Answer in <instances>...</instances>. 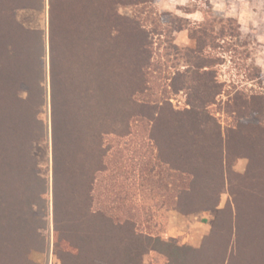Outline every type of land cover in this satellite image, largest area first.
Here are the masks:
<instances>
[{
    "label": "trees",
    "instance_id": "trees-1",
    "mask_svg": "<svg viewBox=\"0 0 264 264\" xmlns=\"http://www.w3.org/2000/svg\"><path fill=\"white\" fill-rule=\"evenodd\" d=\"M155 3L0 0V264H49V190L60 264H146L150 253L165 264H264V91L233 85L217 100L226 84L216 67L226 61L216 41L240 28L204 13L188 29ZM124 6L142 8L149 23L122 16ZM19 10H47V31L26 27ZM185 29L192 46L180 47L173 31ZM163 35L184 63L179 69L168 52L169 76L158 55ZM255 69L248 81L262 83ZM179 93L186 107L177 110L171 99ZM39 141L51 144L50 185L39 171ZM131 143L151 150L139 163L145 197L185 217L213 215L201 247L153 234L132 215L138 191L123 164L135 158ZM243 158L240 174L233 166Z\"/></svg>",
    "mask_w": 264,
    "mask_h": 264
},
{
    "label": "rangeland",
    "instance_id": "rangeland-1",
    "mask_svg": "<svg viewBox=\"0 0 264 264\" xmlns=\"http://www.w3.org/2000/svg\"><path fill=\"white\" fill-rule=\"evenodd\" d=\"M154 8L160 15L167 14L168 16H165L166 20L174 19L177 17L182 18L183 22H181V24H185L188 29L194 27L195 23L203 21L202 16H204V13L207 15V17L211 14L212 16L218 17L220 18V20L224 21L229 18L234 19V27L240 28L241 35H237L235 37L228 36L224 39H218L216 41L218 44H220V48L216 49L215 55L220 56L224 61H226L224 64L216 67L218 71V79L220 80V82L226 84V93H223L220 97H218L217 100H220L223 104V102L228 99V91H232L233 85H239L240 87L245 86L248 89L254 88V90L264 91V81L262 83H258L259 81L257 80L248 81L250 72L253 74H257L258 71L255 68H259L261 70V74L264 76V0H156ZM119 12L124 17H139L141 18L140 20L143 24L149 23V20H147V16H149V14L143 11L140 7L124 6L120 8ZM17 17L18 20L26 27L43 31H47L48 29L47 10H44L43 12H36L33 10H19L17 12ZM174 21L171 28H177V21ZM226 23L227 22L225 21L224 24ZM188 29L176 32L175 29L173 31L175 33L173 34L175 43L180 47H186L189 45L192 46ZM161 40L166 41V44H161L158 49V55L161 57V65H164L163 73L169 76L175 72V68L170 67V63L165 64V61L167 60L166 54H168V52H171V61L175 62V64L180 63L179 69L182 70L184 68V66H182L184 65V63H182V60L177 61L174 59L175 52L169 49V42L167 41V38L165 39L164 35L161 37ZM166 46L169 50H167ZM167 84V81H163L165 89ZM171 102L173 107L177 110L184 109L186 107V97L183 93H179L178 95L173 96ZM212 112L217 118H220L223 121L226 119V115L221 116V114L219 113L218 105L213 106ZM44 118L46 122H50L49 106L45 109ZM228 121H230L229 117ZM139 140L141 142L143 139H135V141ZM50 145V142L45 141H39L37 145L39 171L42 178L46 180V183L49 182V185L52 184V154ZM124 145V143H120V145L116 146V148L118 149V151H123V149L121 148H123ZM126 147H128L127 150H129L128 155H130L132 158H135L133 161H129L126 164L125 162L123 163L127 168V174H125V176H128L126 177L127 182H125L128 185H131V187L133 185L136 186L137 189H135V191L139 192V190H141L142 192L146 193L147 190L143 191V189L141 188V183L144 182L142 177L140 176L141 167L139 163L142 157L147 154H151V150H148L146 145L135 146L133 143H131L130 145L128 144ZM115 153H117L116 149L111 153V157H113L114 155H120H116ZM248 165V159H238L235 162L233 169L240 174H245L247 172ZM111 177H114V175L111 174L110 178ZM106 182H108V177L105 178V183ZM96 197L98 199V195ZM133 197L134 203L133 205H131V207L133 208L132 215H135V217L137 216V219L141 222V227H143V229H148V231L152 232L153 234H160L163 236V234L170 232V235L176 236L177 239H171L172 237L169 235V237L171 238H169L168 240H172L180 244L189 245V243L184 241V239L188 240L190 238L199 242L201 241V244L196 247L199 248L201 247L205 236L210 233L211 224L210 226L209 224H206V218H204L205 221L202 227H199L198 225L196 226V223L202 219V216H209L212 220L213 215L211 213H203L188 217L187 224L178 226V223L175 222L172 227L168 224V212L160 209L159 206L157 207V201L151 199L150 195L145 197V195L143 196L139 193V195L135 194ZM46 198L49 200L50 211V231H48V233H50V236L48 237V241L50 240L49 264H60L54 252V239L52 236L53 207L52 193L50 192V190L46 195ZM227 198L228 195L224 197L223 202H225ZM145 201L147 202V205L145 204ZM152 201L155 202V205H152ZM124 207H126V205H124ZM145 261L151 262L152 260L151 258H147V256H145Z\"/></svg>",
    "mask_w": 264,
    "mask_h": 264
},
{
    "label": "crops",
    "instance_id": "crops-1",
    "mask_svg": "<svg viewBox=\"0 0 264 264\" xmlns=\"http://www.w3.org/2000/svg\"><path fill=\"white\" fill-rule=\"evenodd\" d=\"M202 19H203V16H202ZM139 193L141 194V195H143L144 196V194H145V192H142L141 190H139V192H135V194H138L139 195ZM146 193H147V191H146ZM225 196H227V194H225L223 197H222V199H221V204H220V207L222 208L223 206H225V204H226V201H227V199H226V201L225 202H223L224 200V197ZM142 203H144V202H142ZM145 204L147 205V202L145 201ZM152 205H155V202L153 203V201H152ZM166 212H168V217H169V225L170 226H172L173 227V225H174V223L175 222H177L178 223V226L179 225H183V224H187V222H188V220H187V218L188 217H185V216H183L182 214H180L178 211H175V210H171V209H169V210H167ZM189 217H191V216H189ZM204 218H206L207 219V221H206V224H209V226H210V224H211V218L209 217V216H202V219L200 220V221H198L197 223H196V226L198 225L199 227H202V225L204 224ZM208 226V227H209ZM208 232V231H207ZM206 232V233H207ZM171 233L169 232V233H166V234H163V237L165 238V239H169V238H171V239H177V237L176 236H172V235H170ZM169 235L171 236V237H169ZM191 239V238H190ZM190 239H184V241H186V242H188L189 243V245H192V246H194V247H197V246H199L200 244H201V241L199 242V241H197V240H190ZM202 240V239H201ZM147 256V258H151V262H147V261H145V263L146 264H165V260H164V258H159L158 260L156 259V256L153 254V253H150V254H148V255H146Z\"/></svg>",
    "mask_w": 264,
    "mask_h": 264
}]
</instances>
